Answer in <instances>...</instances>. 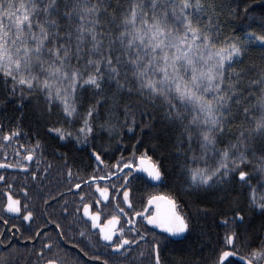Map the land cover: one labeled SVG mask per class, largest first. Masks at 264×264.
Instances as JSON below:
<instances>
[{
    "label": "snow or ice",
    "instance_id": "obj_1",
    "mask_svg": "<svg viewBox=\"0 0 264 264\" xmlns=\"http://www.w3.org/2000/svg\"><path fill=\"white\" fill-rule=\"evenodd\" d=\"M61 2L63 10L59 6ZM240 3L245 5L243 9L245 17L248 12H255L257 7L260 8V11L247 23L248 30L243 33L244 44H240L238 40L228 45L227 49H214L212 40L215 37L210 38L208 34H202L189 19L188 10L191 9L193 19L198 23L202 11L199 0L195 6L189 0H180L179 4L176 0H159V2L150 0V4L147 5L150 8V15L143 10L145 5H140L138 8L137 4L129 0L127 8H124L121 13V23L115 35L101 32L99 39L95 30L99 27L96 16L99 5L91 3V0H48L47 3L45 0H39V6L35 0H28L27 3H17V0H0V72H3L5 77L3 80L5 89L8 87L7 77H12L13 85L18 83L20 86L25 84L32 86L35 80L36 86L45 90L48 102L51 103L53 95L51 81L64 83L66 86L63 90L56 88L55 100L60 102L65 119L68 120L76 113L77 100L83 104L85 98L91 99L101 93L104 85L109 82H115L116 86L120 87V79L127 77L128 70H131L138 91L158 101L156 107L163 110L164 120L169 127L180 130V138L175 142L174 155L182 157V162L178 161L177 166L180 168L179 175L184 178V182L195 191L201 187L218 184L232 173L237 182L246 183L247 187L252 189L249 201L264 213V203H256L255 189L248 179L249 174L237 167L245 159L244 151L231 142L223 150L215 149L217 138L224 134L223 114L228 111L224 107L227 97L223 95L224 90L221 88L226 62L232 61L234 56H239L247 42L259 41L264 46V6L249 5L248 0H240ZM169 8H171L170 12ZM41 11L45 16L56 13L69 21L78 19L79 23H70L64 34L56 31L49 33L43 24L34 25L32 22L31 18L39 15ZM236 11L239 13L241 9L237 8ZM106 13L107 9L100 14ZM137 20L140 21L139 26L136 23ZM170 20L183 27L173 30L169 25ZM46 23L49 29L56 28L54 21L49 20ZM85 25H87L86 29ZM34 27L38 31L33 32ZM85 37H88L90 47L89 59L84 68L92 69L87 73L75 68L71 63L73 56L77 60L81 58L80 45ZM49 44L51 47L47 46ZM93 55L97 59L93 60L91 58ZM45 57L48 58L47 61ZM46 62L49 78L41 83L38 77L33 76L32 67L39 63L43 68ZM185 80H188V83L181 86ZM85 93L89 95L85 97ZM12 94H15V87ZM20 98H23L22 95ZM93 111V106L89 104L85 112L79 114L82 120L78 121L81 124L77 133L78 137L85 133H92L93 126L89 117H93ZM52 133L57 134V139H64L66 135L61 127H50L49 134ZM256 133L264 134V117L255 122L247 135L239 137L237 143L249 145L246 150L264 153V142L258 146L250 145ZM4 139L8 140L7 134ZM68 139H71L70 134ZM193 139L200 144L202 150L200 156L190 154ZM85 143L87 144V141ZM229 147L235 151L230 153ZM182 148H184L183 151ZM211 150H215L218 156L214 166H207L205 163V167H200ZM92 154L97 161L100 160L98 153L93 151ZM230 156L231 161H229ZM32 158L33 154L29 151L26 159ZM145 158L146 155L142 154L139 157L141 163L134 167L145 171L152 180L161 179L164 175L165 158L161 156L158 161L151 163L148 167L144 166ZM128 168L130 171L133 168L131 161L128 162ZM35 175L33 173V176ZM132 178L134 177L122 176L125 181L123 201L126 204H130L128 183ZM97 191L105 199L108 198L107 188H98ZM160 199L150 198L147 203L151 207L146 206L147 214L141 212L140 217L146 220L147 224L171 236L189 231V223L176 211L174 201L166 200L165 204L161 205ZM7 207L13 213L21 211L18 202L14 200H10ZM120 212L125 214L123 209H120ZM64 214L67 215V213ZM84 214L91 216L93 228L99 229L101 241L107 242L106 247L113 250V255L116 251L128 246L126 238L114 240L111 231L106 230L104 225H97L99 214H90L87 204L84 205ZM132 215L135 216L137 213ZM235 215L241 218V222L243 221L241 212H236ZM32 216L33 213L27 211L23 215V221H29ZM117 220L118 217L113 215L107 223L114 226ZM128 223L132 225L133 221L129 220ZM227 239L228 243L232 244L233 236L229 235ZM151 246L153 249L157 248L156 243ZM107 255L104 249H100L96 258L88 264H109L108 259L102 262L100 260V256ZM234 255L236 253L228 248L220 250L213 264H232L231 257ZM83 256H88V253L83 252ZM249 256L247 264H254V260L256 264L264 261V244H261L258 251L254 249L250 252ZM46 264H56V261L50 259ZM156 264H159L158 254Z\"/></svg>",
    "mask_w": 264,
    "mask_h": 264
},
{
    "label": "trees",
    "instance_id": "obj_2",
    "mask_svg": "<svg viewBox=\"0 0 264 264\" xmlns=\"http://www.w3.org/2000/svg\"><path fill=\"white\" fill-rule=\"evenodd\" d=\"M20 2L27 3L28 0H17V3ZM35 2L39 6V0ZM47 2L48 0H45V3ZM131 2L137 4L138 8L140 5H145L143 10L151 14L150 8L147 7L150 0H131ZM189 2L193 5L197 0H189ZM91 3L99 5V11L96 13L99 27L95 29L97 38H100L101 32L115 35L121 23V13L127 8L129 0H103V2L91 0ZM176 3L179 4L180 0H176ZM199 4L204 6L208 15L213 18L217 36L220 38L217 40V47L236 43L238 40L240 44H244L243 33L248 30L247 23L260 11L257 7L255 12H248L245 17L243 11L245 5L241 4L240 0H199ZM248 4L264 6V0H248ZM119 5L124 7L120 8ZM59 6L63 10L62 2ZM237 8L241 9L239 13L236 11ZM105 9L107 13L101 15L100 13ZM168 11L170 12L171 8ZM191 13L192 10H188L189 19L193 23ZM31 19L34 25L43 24L49 33L56 31L64 34L70 23H79L78 19L69 21L56 13L45 16L42 11ZM49 20L55 22V29L48 28L46 21ZM136 23L139 26L140 21L137 20ZM169 25L173 30L183 27L171 20ZM36 31L38 29L34 27L33 32ZM27 34L25 30V35ZM47 46L51 47L50 44ZM89 47L88 37H85L80 45L81 58L77 60L73 56L71 61L75 68L86 73L92 71L90 68H84L89 59ZM91 58L97 59L94 55ZM44 59L48 60L47 57ZM47 68V62L43 68L37 63L32 67V73L41 75L47 72ZM4 78L3 72H0V111L2 113L8 111L9 116L13 117H18L21 112L24 113V124L33 133L42 132L45 135L46 127H61L73 137L69 144L75 160L80 157L77 151H82L79 145H86L85 141L91 158L95 151L103 160L118 163L122 167L128 165L129 161L135 165L142 154L153 162L163 156L165 169L160 186L178 204H181L189 223V231L184 238L170 241V247L166 252L168 262L169 264H213L221 246L220 221L235 216L236 212L246 215L250 211L246 204L247 184L237 182L233 174L229 173V176L218 184L201 187L195 191L189 187L179 175L180 168L177 165L178 161L182 162V157L174 155L175 142L180 138V130L169 127L164 120L163 110L156 107L158 101L138 91L131 70H128L127 77L120 79V87H117L115 82H109L104 85L101 93L91 99L85 98L83 104L77 100L76 113L68 120L65 119L60 102L55 100L53 88H51L52 102L49 103L47 93L43 88L36 86V81L32 86L27 84L20 86L18 83L13 85L12 77H7L8 87L5 89ZM13 87L15 94H12ZM221 88L224 90L223 95L227 97L224 107L228 111L223 114L224 134L217 138L215 149L223 150L231 142L244 151L245 159L237 167L249 174L251 185L257 186L264 176V153L246 150L249 145H240L237 141L239 137L247 135L252 130L257 120L264 117V46L252 41L247 42L239 56L227 61ZM84 95L87 97L89 93ZM89 104L94 109V119L89 117L93 131L91 134L85 133L78 137V129L81 126L78 121L82 120L79 114L84 113ZM262 137L264 134H254L250 145H260L264 142ZM181 150L183 151L184 148ZM228 151L232 153L235 149L229 147ZM190 154L202 155L200 144L195 139ZM231 158L230 156L229 161ZM217 159L216 151L211 150L200 167H205V163L207 166H214ZM252 223L253 221L250 223V232L258 233L259 227H255ZM247 224L246 221L244 225Z\"/></svg>",
    "mask_w": 264,
    "mask_h": 264
},
{
    "label": "flooded vegetation",
    "instance_id": "obj_3",
    "mask_svg": "<svg viewBox=\"0 0 264 264\" xmlns=\"http://www.w3.org/2000/svg\"><path fill=\"white\" fill-rule=\"evenodd\" d=\"M8 113L0 111V264H46L50 259L56 264H88L100 249L108 253L100 256L101 262L108 259L109 264H156L157 254L159 264H169L166 252L170 241L184 238L188 231L181 238H173L139 215L146 206L151 207L147 203L150 198L165 197L174 201L177 212L188 221L181 204L162 190L163 177L154 182L135 173L134 165L130 171L128 165L122 167L103 158L97 161L93 154L90 157L87 144L79 145L82 151H77L80 157L75 160L69 144L73 137L70 135L69 140L65 130L64 139L49 134L50 127L44 129L45 135L33 133L24 124V113L18 117ZM5 134L8 140L4 139ZM29 151L33 154L31 160L26 159ZM122 176L134 177L128 183L130 204L123 201ZM252 186L256 203H264V176L257 186ZM98 188L108 189L107 199ZM251 194L252 189L248 188L246 204L251 213L248 210L246 215L241 214L242 222L236 215L220 221L219 249L236 253L231 257L232 264H247L249 253L264 244V213L250 203ZM10 200L18 202L19 213L9 211ZM85 204L90 214H99L97 225L111 231L114 240L127 239L126 248L112 254L107 242L101 241L99 229L93 228L91 216H85ZM27 211L33 216L25 222L23 215ZM113 215L118 217L114 226L107 223ZM251 221L259 227L258 233L250 232ZM229 235L233 236L232 244L228 243ZM153 243L157 244L156 249L152 248ZM83 252L88 256H83Z\"/></svg>",
    "mask_w": 264,
    "mask_h": 264
},
{
    "label": "rangeland",
    "instance_id": "obj_4",
    "mask_svg": "<svg viewBox=\"0 0 264 264\" xmlns=\"http://www.w3.org/2000/svg\"><path fill=\"white\" fill-rule=\"evenodd\" d=\"M195 4H193V6H195ZM200 6H201L202 11L200 12L199 21L197 23L196 20L194 19L193 26L197 27L202 34L206 33L210 36V38L215 37V39L212 40V46L214 49H220V48L227 49L228 44H223L222 46H219V47L216 46L217 40L220 38L217 36V32H216V28H215L213 18L208 15V11L204 6H202V5H200ZM5 23H7V21H5ZM252 42H255V43L262 45V43L259 41H252ZM32 74L34 77H38L41 83L43 82L44 79L49 78L47 72L41 73V75H38L36 73H32ZM25 75H27V73H25ZM181 75H183V73H181ZM34 82H35V80H34ZM51 82H52L53 91H56V88H60L63 90L66 86L64 83H61L58 81H51ZM184 83H188V80L183 81L181 86H183Z\"/></svg>",
    "mask_w": 264,
    "mask_h": 264
},
{
    "label": "water",
    "instance_id": "obj_5",
    "mask_svg": "<svg viewBox=\"0 0 264 264\" xmlns=\"http://www.w3.org/2000/svg\"><path fill=\"white\" fill-rule=\"evenodd\" d=\"M139 163H141V161L138 159L137 164H139ZM151 163H152L151 160H149L148 158H145V160H144V166H145V167H148ZM134 172H135V173H141V174L145 175L147 178H149V177L147 176V173H146L145 171H143L142 169L135 168V169H134ZM149 179L152 180L151 178H149ZM152 181H154V182H159L160 179H159V180H152ZM160 200L165 204V201H166V200H170V199L165 198V197H162ZM176 211H177V210H176ZM160 230H161V229H160ZM168 235L171 236V234H168ZM184 235H185V233H182V234H179V235H177V236H171V237H173V238H181V237H183Z\"/></svg>",
    "mask_w": 264,
    "mask_h": 264
}]
</instances>
